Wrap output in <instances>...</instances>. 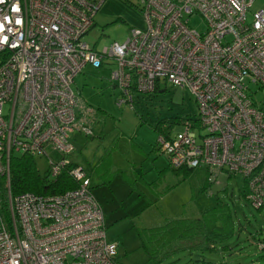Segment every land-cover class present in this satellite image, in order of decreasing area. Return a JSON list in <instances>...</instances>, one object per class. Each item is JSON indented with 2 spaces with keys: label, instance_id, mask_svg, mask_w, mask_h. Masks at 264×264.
Segmentation results:
<instances>
[{
  "label": "built area",
  "instance_id": "1",
  "mask_svg": "<svg viewBox=\"0 0 264 264\" xmlns=\"http://www.w3.org/2000/svg\"><path fill=\"white\" fill-rule=\"evenodd\" d=\"M104 2L0 0V176L7 187L0 264H120L82 166L70 170L79 186L60 195L14 196L10 184L12 155L60 151L49 166L54 178L77 148L72 135L94 134L93 110L72 88L88 65L115 66L119 105L162 81L189 87L199 116L177 135L161 134V150L174 168L242 175L246 198L264 215V6L252 12L255 0H142L146 27L99 52L83 38ZM194 15L205 31L190 25Z\"/></svg>",
  "mask_w": 264,
  "mask_h": 264
},
{
  "label": "rangeland",
  "instance_id": "2",
  "mask_svg": "<svg viewBox=\"0 0 264 264\" xmlns=\"http://www.w3.org/2000/svg\"><path fill=\"white\" fill-rule=\"evenodd\" d=\"M141 1L105 0L96 14L94 27L83 39L99 52L115 42H125L132 28L146 27ZM263 6L264 0H255L251 10ZM190 25L206 30L205 21L199 15L190 18ZM113 67V64L101 68L88 65L74 78L72 88L83 104L93 110L89 116L95 136L73 134V140L79 144L68 158L91 175L92 192L104 210L108 237L118 244L120 264H154L148 261L140 246L138 227L157 226L170 217H198L212 208L218 197L231 206L235 221L231 237L218 244L214 252L196 253L194 262L188 254L181 253L173 264H203V261L264 264V249L258 245L264 238V215L242 195L243 176L229 177L225 171L208 175L204 168L178 175L167 154L154 148L158 144L160 125L165 129L169 126L168 120L173 118H198L197 101L189 87L162 81L157 91L135 94L133 102L119 105L123 94L111 77ZM259 95L263 96V92ZM199 129L194 127L193 131L203 135L207 132ZM183 131L185 126L181 124L171 128L173 135ZM109 149L108 168L101 159ZM62 156L60 151L50 148L49 156H35L40 173L46 174L50 162ZM89 162H100V171L90 172Z\"/></svg>",
  "mask_w": 264,
  "mask_h": 264
},
{
  "label": "trees",
  "instance_id": "3",
  "mask_svg": "<svg viewBox=\"0 0 264 264\" xmlns=\"http://www.w3.org/2000/svg\"><path fill=\"white\" fill-rule=\"evenodd\" d=\"M103 66H105V63ZM159 86L154 91H157ZM135 94L137 95L139 93ZM189 118L192 119L188 117L168 120L169 126L167 128L164 129L163 126H159V136L165 134L169 137L173 125H183V122ZM89 136L94 137L95 132ZM158 145L159 143L154 148L161 149ZM110 154L111 149L107 150L101 159L108 165V168L110 167ZM100 165V162L97 164L89 162L88 169L90 172H99ZM77 166L80 165L71 159L70 163L63 168L57 177L51 178L49 176V170L44 175L40 173L33 155L16 153L12 155L11 160L10 184L12 193L14 196L26 192L38 195L63 194L79 186V181L70 173V170ZM173 170L178 175H187L193 169L185 167L175 168ZM205 171L210 175V170L207 169ZM234 175V173H229V177ZM243 180L244 186L242 187L241 193L246 197V180ZM5 182V178L0 176V195L3 198L4 204L7 205V187L5 186ZM212 182L209 183L211 184ZM206 188L207 186L205 185ZM234 222L230 204L218 197L215 205L203 211L198 217H170L166 218L162 224L157 226L138 227L137 230L140 246L144 250L149 262L154 264H173L180 259L178 257L181 253L188 254L190 260L194 262L193 256L196 253L203 254L216 251L218 244L223 243L231 237L234 231ZM263 243L264 238L258 242L259 247ZM226 247L228 246L224 245V248ZM261 249H264V247ZM207 263V261H203V264Z\"/></svg>",
  "mask_w": 264,
  "mask_h": 264
},
{
  "label": "crops",
  "instance_id": "4",
  "mask_svg": "<svg viewBox=\"0 0 264 264\" xmlns=\"http://www.w3.org/2000/svg\"><path fill=\"white\" fill-rule=\"evenodd\" d=\"M95 68V67H94ZM76 137V136H75ZM76 144H77V147H78V144H79V142L78 141H76ZM106 218V217H105Z\"/></svg>",
  "mask_w": 264,
  "mask_h": 264
},
{
  "label": "bare ground",
  "instance_id": "5",
  "mask_svg": "<svg viewBox=\"0 0 264 264\" xmlns=\"http://www.w3.org/2000/svg\"><path fill=\"white\" fill-rule=\"evenodd\" d=\"M154 92V91H153Z\"/></svg>",
  "mask_w": 264,
  "mask_h": 264
}]
</instances>
